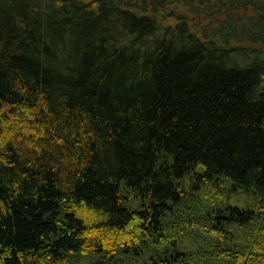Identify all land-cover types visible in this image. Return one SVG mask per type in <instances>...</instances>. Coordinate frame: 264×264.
Listing matches in <instances>:
<instances>
[{
    "label": "trees",
    "instance_id": "16d2710c",
    "mask_svg": "<svg viewBox=\"0 0 264 264\" xmlns=\"http://www.w3.org/2000/svg\"><path fill=\"white\" fill-rule=\"evenodd\" d=\"M0 264H264V0H0Z\"/></svg>",
    "mask_w": 264,
    "mask_h": 264
}]
</instances>
